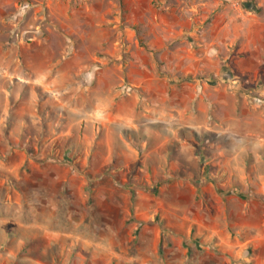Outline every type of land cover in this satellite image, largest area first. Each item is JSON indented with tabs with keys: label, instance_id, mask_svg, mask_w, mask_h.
Listing matches in <instances>:
<instances>
[{
	"label": "rangeland",
	"instance_id": "1",
	"mask_svg": "<svg viewBox=\"0 0 264 264\" xmlns=\"http://www.w3.org/2000/svg\"><path fill=\"white\" fill-rule=\"evenodd\" d=\"M252 1L0 0V264H257L195 242L201 193L164 179L139 139L187 80L238 90L234 46L214 38Z\"/></svg>",
	"mask_w": 264,
	"mask_h": 264
},
{
	"label": "crops",
	"instance_id": "2",
	"mask_svg": "<svg viewBox=\"0 0 264 264\" xmlns=\"http://www.w3.org/2000/svg\"><path fill=\"white\" fill-rule=\"evenodd\" d=\"M249 5L247 11L223 12L214 38L217 44L234 46L236 55L230 65L236 74L234 82H240L238 90H231L228 81L220 78L187 80L182 88L170 91L167 96L172 102L154 112L153 125L139 132V139L151 143L145 159L151 163L156 158L155 171L163 173L164 179L188 181L195 195L201 193L205 216L198 222L192 218L199 235L194 236L195 242L222 249L221 257L242 255L263 264L260 252L255 258L245 257L246 252L240 254L235 248L252 244L264 250V0ZM244 82L256 85L252 94L241 86ZM197 135L205 150L201 161L196 153ZM120 136L123 147L133 150L129 139ZM35 180L31 178L33 183ZM15 193L20 206V193ZM2 197L0 190V203ZM8 221L1 216L0 228ZM21 243L19 240L18 247ZM28 259L49 264L46 252L32 253Z\"/></svg>",
	"mask_w": 264,
	"mask_h": 264
},
{
	"label": "trees",
	"instance_id": "3",
	"mask_svg": "<svg viewBox=\"0 0 264 264\" xmlns=\"http://www.w3.org/2000/svg\"><path fill=\"white\" fill-rule=\"evenodd\" d=\"M247 6V3L245 4V7Z\"/></svg>",
	"mask_w": 264,
	"mask_h": 264
}]
</instances>
